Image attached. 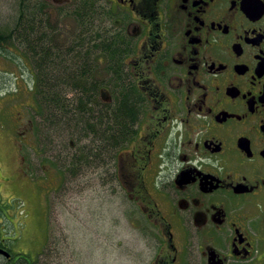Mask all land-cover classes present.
<instances>
[{"label":"flooded vegetation","instance_id":"flooded-vegetation-1","mask_svg":"<svg viewBox=\"0 0 264 264\" xmlns=\"http://www.w3.org/2000/svg\"><path fill=\"white\" fill-rule=\"evenodd\" d=\"M28 9L16 28L1 33L0 48L15 38L21 43L18 56L32 64L35 84L42 79L32 63L40 46L24 37H48L54 57L80 60L91 118H98L90 162L102 171L90 173L104 172L109 189L120 187L139 209L149 263L264 264V0H28ZM112 91L127 92L136 112L133 137L122 136L116 154L109 121L100 118L103 107L115 105ZM19 97L0 94L2 116L4 102ZM19 104L24 132L9 139L13 175L47 177L55 186L42 195L49 207L64 168H45V125L31 119L29 103ZM30 150L42 158L35 162ZM77 158L82 180L89 169L84 173L81 151ZM6 205L0 194V264H43L44 251L35 262L15 253L7 232L16 223Z\"/></svg>","mask_w":264,"mask_h":264},{"label":"rangeland","instance_id":"rangeland-1","mask_svg":"<svg viewBox=\"0 0 264 264\" xmlns=\"http://www.w3.org/2000/svg\"><path fill=\"white\" fill-rule=\"evenodd\" d=\"M21 2L22 0H0V32L7 33L16 28L17 19L22 17L23 12ZM54 40V43L59 41L56 36ZM63 42L65 40L61 41ZM6 48L3 50L0 48V67L2 71L6 69L9 72L1 73V76L5 78L0 81V94L20 92L21 96L19 99L4 102L5 115L2 116L0 113L3 118L0 126V194H2V200L8 204L6 205V208H9L8 218H13L16 223L15 225L11 222L7 232L10 233L7 237L15 253L35 262L37 255L44 251L43 264H150L151 255L147 254L145 231L140 228L143 220L135 203L128 199L120 187H114V189L117 188V193L111 191L104 172L101 176L106 180L97 173L92 176L90 171L96 165L88 166L84 163V173L87 169L89 170L82 178L83 182L77 168L74 173L72 160L76 159L73 158V154L75 151H81L83 154L84 150L89 153L90 147L96 142L95 133L92 131L64 132L62 128L51 129L44 126L47 140L39 143V152H45L44 157L48 159L46 163L48 166L45 168L50 167L59 174L60 171L57 169L60 166L64 168L62 172L64 181L60 179L61 185L56 192L53 191V198L50 199L51 209L42 202V195L55 188L47 177L35 171L27 174L19 172L16 176L13 175V170L17 167L15 161L17 155L9 139L13 135L18 137L24 132L16 115L22 111L19 103H29L27 113L36 124L39 120L36 116V96L31 95L35 90L30 91L35 89L32 64L30 61H27V64L23 58H19L18 53L22 48L16 38L10 44H6ZM63 51L64 49L60 50V52ZM2 55H8L10 60L7 58L6 61L1 57ZM17 58L21 61L18 62ZM32 63L37 65L34 60ZM18 66L22 74L17 73ZM115 92L112 91L113 97L116 95ZM71 94L76 93L71 92ZM30 96H33V99ZM89 124L91 125V122ZM111 128L107 125V133ZM96 129L101 135L97 125ZM7 134L9 136L4 137ZM19 137L22 139L23 135ZM36 141L38 143L40 139ZM121 149V145L116 149L112 145L110 147L111 153L114 152V154L120 153ZM30 153L35 155L34 160L35 157L42 158L32 150ZM25 157L28 160L32 158L31 154L26 153ZM117 161L118 159L114 163L115 169ZM37 167L41 173L39 163ZM96 168L101 173L102 167L99 165ZM14 178L15 181L12 180ZM88 178L95 180L91 181ZM22 182L26 185L21 186ZM132 213L135 215L132 216Z\"/></svg>","mask_w":264,"mask_h":264},{"label":"trees","instance_id":"trees-1","mask_svg":"<svg viewBox=\"0 0 264 264\" xmlns=\"http://www.w3.org/2000/svg\"><path fill=\"white\" fill-rule=\"evenodd\" d=\"M28 0H22L21 7L23 9L22 19L27 16L28 9ZM2 32H0V41L3 42ZM24 41L28 42L27 44L30 47L40 46V50L34 52V61L38 63L40 67L42 79L37 84L34 85L36 100H37V113L39 125H46L51 129H63V131H81L88 132L92 131V125L89 122L92 120H98L97 116L91 118V113L95 110L90 108V101L87 93H85L86 82H85V73L82 70L83 66L78 60V63H67L63 58L54 57L53 51L47 48V43H52L48 40V37H39V40L36 42L33 41L31 37H24ZM58 53V51L56 52ZM80 56V54H79ZM78 56V57H79ZM52 57V59H51ZM54 57V58H53ZM75 65V69L73 67ZM58 76H57V75ZM71 92H75V95H72ZM113 102L114 106L103 107L100 111V114L104 111L106 112L105 116L101 114V123L104 121V118H107L112 128L110 129L109 140L112 142L114 148H118L119 142L122 140V136H126L130 140L133 136L132 128H134L135 123L132 121L136 117V112L134 111V105L132 101H127V98H124L126 93L115 92ZM114 94V93H113ZM104 124V122H103ZM74 142V140H73ZM82 157L84 158L83 164L86 163L88 166H91V153H86L84 150ZM72 160L74 166V173L77 170L78 158L77 152L73 154ZM117 159H115L116 161ZM73 173V175H74Z\"/></svg>","mask_w":264,"mask_h":264}]
</instances>
